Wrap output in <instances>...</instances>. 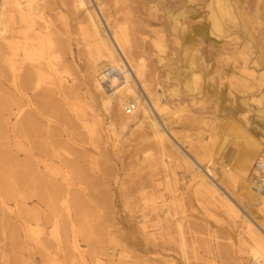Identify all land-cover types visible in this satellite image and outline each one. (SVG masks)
Masks as SVG:
<instances>
[{
	"label": "rangeland",
	"instance_id": "1",
	"mask_svg": "<svg viewBox=\"0 0 264 264\" xmlns=\"http://www.w3.org/2000/svg\"><path fill=\"white\" fill-rule=\"evenodd\" d=\"M88 1L0 0V264H251L242 219L264 224V212L250 204L257 191L248 211L242 198L264 150V0H229L241 26L225 33L212 29L214 0ZM91 9L107 39L112 26L123 28L127 56L152 97L159 93L161 114L131 76L168 139L164 156L142 108L127 113L95 86L109 65L90 61ZM181 11L174 26L171 14ZM10 29L27 35L43 67L27 91L13 86L22 69L7 61L16 48ZM191 68L198 79L188 93ZM25 116L34 119L21 132ZM193 170L225 200L210 198Z\"/></svg>",
	"mask_w": 264,
	"mask_h": 264
},
{
	"label": "bare ground",
	"instance_id": "2",
	"mask_svg": "<svg viewBox=\"0 0 264 264\" xmlns=\"http://www.w3.org/2000/svg\"><path fill=\"white\" fill-rule=\"evenodd\" d=\"M76 1H77L79 6L85 7V8H87V6H88L87 3L90 2L88 0L87 1L86 0H76ZM117 1H119V0H116L115 3H117ZM120 1H124V0H120ZM213 2H215L216 6H217L216 9H214V10L212 9L211 14H210L211 23H212V29L213 30H216V31L221 32V33H225L227 31L226 28L228 27L229 23H231L232 26H239L240 25V22L238 20L237 14H235L234 9L232 8V2L231 1H229V0H214ZM261 3H262V1H261ZM1 5H2V3H1ZM254 12H256V11H254ZM23 14H25V13H23ZM87 14H88V22H89L90 34H91V38H92V41H91V46H92V50L91 51H92V53H91L90 61L92 62V64L93 63L95 64V63H98V62H103V66L109 65V67L105 68L104 73L103 72L101 73L98 81L96 82V85H95L96 88H100L101 90L103 89L102 91L105 93V94L103 93V95H105L104 101L106 103H108L110 101V99L114 95L115 98L117 99V101L120 103V106H122V107L124 106L125 107V110L127 108H131L129 112L133 113L138 108H142V111H143L142 113H143L144 117L148 120L149 126L153 130V135L156 138L157 143L160 145V147L163 148V152L161 153V156H164V154H165L164 153V151H165L164 150L165 149L164 148V144L168 143V139H167L166 135L163 132H161L162 129L159 127V124L155 120V117L153 119L149 118V115L152 114V110L147 105V103H141L140 102V97H139V95L136 92V85H135V82L133 80V77L138 82H140L142 84V87H143L145 93L148 95L149 101L151 102V105H152L153 109L158 114H161L162 111H164L166 108L163 110V108L165 106H163L159 102V100H160V98L158 99L159 93L155 94L158 97H152L153 95H152L151 91H148L147 88H146V84H145L146 83L145 82L146 79L144 80V78H142V76H141V73H140V70H139V66H141L140 63L138 61H136V60H135L136 62L134 60H131L127 56V54H128L126 52L127 51L126 50L127 49V45H128L127 41H126V37L127 36L125 37V33H124L123 28L120 27V25L119 26L118 25L112 26V35L110 37L111 39L109 40V39H107V37L104 34V32H102V33L100 32L101 23L99 21V18L97 17V14L95 13V11L93 9L87 10ZM183 15H184V12H182V11L181 12H177L175 14L174 13L171 14V16L173 18V21H174V26L182 24V23H179V19L181 17H183ZM29 17H31V16H29ZM1 19L3 20V18H1ZM257 22H259V20H257ZM5 31L6 30H4V32ZM6 32L3 33V34L5 35ZM8 33H9L8 36L11 37L14 40V44H15L16 48L13 51L12 56L7 58V61L11 65H14L16 67V71L19 70V69H22L21 70L22 72L19 71L21 73L20 75L19 74L18 75L15 74L13 86H15L16 90L19 89V88L20 89L23 88V90L25 89L27 91V89L29 90V86L32 85V84H30L32 81L35 82V81H41L42 80L43 75H41V73H39V72L43 71V67L40 64H38L39 62H36V61L34 62V60H33L34 56H32V58H31V55H32L31 52L33 53V48H32L33 45L31 43L30 39H28L26 34L21 33V32H16L15 33L12 29H10V31H8ZM0 35L2 36L1 32H0ZM6 36H7V34H6ZM132 41H133V43L131 45L133 47V45L135 44L134 43L135 41L134 40H132ZM152 42H153V45H155L160 50L161 43L159 42V40L154 38L152 40ZM34 43H35V41H34ZM5 45H6V43H5ZM12 48H14V47H12ZM134 48L136 49V47H134ZM136 51L133 50V52H136ZM161 51H162V49H161ZM18 52L21 53V65H17L16 66L14 57L18 55L17 54ZM119 52L123 56V59L127 63L131 73H129V71H127V69H126V67H125V65L123 63V59L121 58V56H119ZM41 53H42V51H41ZM188 53H190V52L188 51ZM8 54H9V52H8ZM36 55H37V52H36L35 56ZM190 59L191 58H189V56L186 54V64H188V65L190 64L191 65L192 62L188 63L189 61H191ZM159 60H160V62L162 61L161 58ZM45 62H47V61H45ZM190 65L188 67H190ZM40 70H42V71H40ZM131 76H133V77H131ZM187 76H188V79L185 81L184 87H185V89L187 90L188 93H193L196 90L195 89V82L198 79V75L195 74L193 69L191 68L189 70V73L187 74ZM35 83L37 84L38 82H35ZM147 84H148V82H147ZM149 84H150V81H149ZM32 86H34V85H32ZM149 88H151V87L149 86ZM100 89H98V90H100ZM33 90H34V88H33ZM152 90H154V88ZM44 92H46V91H44ZM173 92L170 91L168 94H172ZM108 93H110V94H108ZM37 95H39V94H37ZM41 98H42V96H41ZM161 100H164V99H161ZM35 103L33 102V104H35ZM27 105H28V102H27ZM36 105H37V103H36ZM37 106H35V107H37ZM39 108H41V107H39ZM18 110H20V109H18ZM27 114L28 113L26 112V116H27ZM26 116H25V119L23 118V121H19V122L16 123L17 124V128L19 130H21V132L25 131V127L28 129V126H27L28 125V121L33 118V117L32 118L29 117V119H28V118H26ZM32 122H34V120ZM29 124H32V123L30 122ZM125 125H126V122L121 124L122 127H124ZM26 131L29 132V130H26ZM28 134H30V132ZM29 138H30V136H29ZM32 141H34V140H32ZM38 147H40L39 144H38ZM244 155H245V152L243 151L241 156L243 157ZM246 157L247 156H244V159ZM261 163L264 164V150L259 151V153L257 155V158L255 159V162H254V179L255 180H252V182H251L252 189H249L247 192H245L244 196L242 198V204H243V207L245 208L246 211H248L247 205L250 202V196L249 195L251 194L252 191H254V192L257 191V192H255L256 194L254 193L253 195H251L252 196V200H251L250 204H252L255 208H258L260 211L264 212V165H262L261 168L258 167V165L261 164ZM34 166H35V164H34ZM166 166H169V165H166ZM38 167H37V170L39 171ZM46 169H47V167H45V170ZM231 170H233V169H231ZM226 171H229V170H225V172ZM229 172H231V171H229ZM208 173L212 174L210 171H208ZM224 174H226V173H224ZM39 175H40V171H39ZM206 177L207 176L205 174H203V173H199L196 170L192 171V178L195 180V182L198 183L199 186L202 187L210 195V198H214V199H216L217 201H219L221 203L225 199L222 200V199L218 198V196L220 194L218 195V192H216L213 183H211V181L209 179H207ZM227 177L231 178L230 180H231L232 184H235L237 182L236 180H238V179H236V177L234 175H233L234 178L231 177V175H229V174H227ZM47 183H48L47 186L49 185V186H52L53 188L55 187L50 182H47ZM54 189L56 190V188H54ZM172 195H174V194H172ZM173 198L175 199V196ZM223 204H224V206H226V209L228 210V212L230 213L231 216L238 217V212L239 211H238V209L235 207V205L230 200H227V201L223 202ZM157 210H159V209H157ZM166 213L167 212H166L165 208H164V210H162V209L159 210L158 213L156 214L157 215V220L159 221L161 217L165 218ZM245 215H246V213H245ZM172 217H174V216H172ZM137 218L140 219L138 221L141 223V226L144 225V223H143V219L145 218L144 214L141 213L139 216H137ZM150 218H152V217H150ZM176 223H177V226L179 227L180 226V222L177 219H176ZM242 225H243V229H242L243 233L241 235L240 242L242 244L245 243V244L248 245L247 254L249 255V257H250V259L252 261L251 264H264V224H261V223L257 222L256 220H249L248 218H246V219L243 218L242 219Z\"/></svg>",
	"mask_w": 264,
	"mask_h": 264
},
{
	"label": "built area",
	"instance_id": "3",
	"mask_svg": "<svg viewBox=\"0 0 264 264\" xmlns=\"http://www.w3.org/2000/svg\"><path fill=\"white\" fill-rule=\"evenodd\" d=\"M130 109H131V108H127V109H126V112L129 113ZM262 165H264V164L261 163V164L258 165V167L261 168Z\"/></svg>",
	"mask_w": 264,
	"mask_h": 264
}]
</instances>
